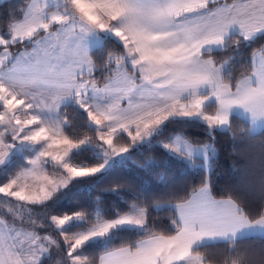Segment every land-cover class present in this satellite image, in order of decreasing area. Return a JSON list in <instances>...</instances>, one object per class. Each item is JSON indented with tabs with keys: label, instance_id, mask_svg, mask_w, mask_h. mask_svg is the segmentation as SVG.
I'll list each match as a JSON object with an SVG mask.
<instances>
[{
	"label": "snow or ice",
	"instance_id": "1",
	"mask_svg": "<svg viewBox=\"0 0 264 264\" xmlns=\"http://www.w3.org/2000/svg\"><path fill=\"white\" fill-rule=\"evenodd\" d=\"M0 264H264V0L0 11Z\"/></svg>",
	"mask_w": 264,
	"mask_h": 264
},
{
	"label": "trees",
	"instance_id": "2",
	"mask_svg": "<svg viewBox=\"0 0 264 264\" xmlns=\"http://www.w3.org/2000/svg\"><path fill=\"white\" fill-rule=\"evenodd\" d=\"M20 3V0H5L0 2V11H4L9 7ZM242 126V125H241ZM194 133H199L202 129H192ZM262 137L257 136L254 140H237L233 141L228 135H220L218 137V148H220V158L216 164L214 180L217 187H225L236 185L242 178L247 162L250 158L259 151V145ZM177 171V169H174ZM179 175L188 176L194 172L193 169H179ZM152 184L159 183L158 178H153Z\"/></svg>",
	"mask_w": 264,
	"mask_h": 264
},
{
	"label": "crops",
	"instance_id": "3",
	"mask_svg": "<svg viewBox=\"0 0 264 264\" xmlns=\"http://www.w3.org/2000/svg\"><path fill=\"white\" fill-rule=\"evenodd\" d=\"M3 1H5V0H0V2H3Z\"/></svg>",
	"mask_w": 264,
	"mask_h": 264
}]
</instances>
